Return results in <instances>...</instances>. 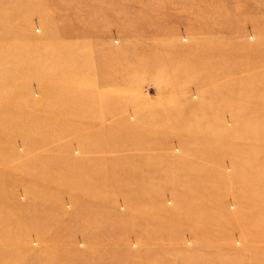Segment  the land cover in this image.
I'll use <instances>...</instances> for the list:
<instances>
[{
	"label": "rangeland",
	"instance_id": "obj_1",
	"mask_svg": "<svg viewBox=\"0 0 264 264\" xmlns=\"http://www.w3.org/2000/svg\"><path fill=\"white\" fill-rule=\"evenodd\" d=\"M0 264H264V0H0Z\"/></svg>",
	"mask_w": 264,
	"mask_h": 264
}]
</instances>
